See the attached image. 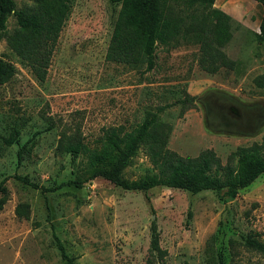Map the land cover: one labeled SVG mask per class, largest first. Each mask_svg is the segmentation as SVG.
Wrapping results in <instances>:
<instances>
[{
    "label": "rangeland",
    "instance_id": "1",
    "mask_svg": "<svg viewBox=\"0 0 264 264\" xmlns=\"http://www.w3.org/2000/svg\"><path fill=\"white\" fill-rule=\"evenodd\" d=\"M14 3L18 9L34 0ZM212 8L227 16L230 38L210 48L192 34L178 46L159 45L151 70L105 59L119 10L109 0H69L44 80L0 37V58L15 67L0 84V181L7 188L0 264H64L54 234L81 264H264V251L245 243L248 235L264 242V173L226 201L212 190H126L103 177L57 187L87 165L84 153L62 151V143L99 147L107 127L131 130L164 105L158 119L165 146L182 156L210 149L221 165L235 167L237 148L261 142L264 87L255 78L264 74V8L256 0H215ZM16 28L10 15L6 32ZM186 96L193 105L182 110L177 101ZM13 128L18 136L8 144ZM154 172L140 146L123 175L136 180ZM14 175L57 188L41 192ZM21 203L27 216L16 213ZM152 221L161 256L150 247Z\"/></svg>",
    "mask_w": 264,
    "mask_h": 264
},
{
    "label": "trees",
    "instance_id": "2",
    "mask_svg": "<svg viewBox=\"0 0 264 264\" xmlns=\"http://www.w3.org/2000/svg\"><path fill=\"white\" fill-rule=\"evenodd\" d=\"M118 3L119 10L114 20L112 33L106 48L107 61L126 64L130 67L144 65L151 70L155 65L157 46L175 47L191 34L204 42V46L223 45L229 38L227 16L212 8L215 0H109ZM264 8V0H256ZM69 11V0H34L29 7L15 8L14 0H0V37H5L8 46L24 60L34 75L44 80L51 49ZM14 15L17 28L6 32V21ZM264 34V13L259 25ZM204 39H206L204 41ZM207 51H205L206 54ZM212 57V56H210ZM223 64L231 61L222 56ZM214 71L215 66L203 67ZM15 73L14 65L0 58V84L8 81ZM264 87V74L255 78ZM194 97L186 96L177 102L181 109L193 105ZM147 112L143 120L133 129L124 125L104 129L101 145L92 149L81 141L68 140L59 148L65 152L84 153L87 165L83 175L63 185L82 187L95 177H103L114 185L126 190L147 191L153 187L178 188L198 193L203 190L215 191L221 201L233 198L238 191L264 173V138L260 143H252L236 150L235 167L221 165L210 149L196 156H182L165 146L166 126L159 121L158 114L165 107ZM18 129L13 128L5 139L10 144L16 140ZM143 146L156 172L151 175L129 180L123 171L136 151ZM16 180L41 192L52 191L57 187L39 185L27 176L14 175ZM7 200V188L0 181V209ZM27 203L16 207L19 217L27 216ZM190 216V212H188ZM60 256L64 264H81L68 255L61 240L54 234ZM159 235L154 224L150 225V247L159 256L163 250L158 245ZM246 245L264 251V242L248 235Z\"/></svg>",
    "mask_w": 264,
    "mask_h": 264
}]
</instances>
